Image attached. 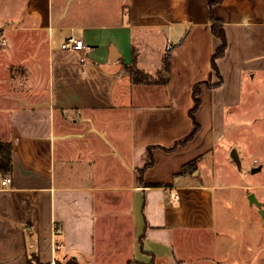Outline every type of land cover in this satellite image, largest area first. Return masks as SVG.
I'll return each instance as SVG.
<instances>
[{"label":"crops","instance_id":"1","mask_svg":"<svg viewBox=\"0 0 264 264\" xmlns=\"http://www.w3.org/2000/svg\"><path fill=\"white\" fill-rule=\"evenodd\" d=\"M0 36V264H264L262 244L202 242L217 191L264 186L217 166L244 75L264 72V0H0Z\"/></svg>","mask_w":264,"mask_h":264},{"label":"rangeland","instance_id":"2","mask_svg":"<svg viewBox=\"0 0 264 264\" xmlns=\"http://www.w3.org/2000/svg\"><path fill=\"white\" fill-rule=\"evenodd\" d=\"M250 73L244 75L242 92L239 91L241 102L231 106L226 115V131L218 141L217 166L220 170L234 173V176L236 171L238 173L241 170L242 175H249L247 179L250 178V182L264 183V170L258 174L251 172L253 166L264 168V72L256 70L253 79ZM235 153L240 157H236ZM227 181L239 182L236 178ZM253 189L258 190V200H262L261 208L264 209V186H251L244 191ZM244 191L240 193V190L233 188L217 191L215 234L203 236L202 242L210 246L218 243L220 247L224 243L231 246L254 242L264 245V214L259 205L242 198ZM246 248L243 252L247 258L257 257L253 249L249 246ZM230 252L238 254L239 250ZM219 254L221 260V248Z\"/></svg>","mask_w":264,"mask_h":264},{"label":"trees","instance_id":"3","mask_svg":"<svg viewBox=\"0 0 264 264\" xmlns=\"http://www.w3.org/2000/svg\"><path fill=\"white\" fill-rule=\"evenodd\" d=\"M221 1L222 0H211V5L213 6L214 4L221 2ZM213 20L214 21H213L212 26H213L214 34L216 36L220 37L222 40V45L218 48L217 53L214 55V61H213V65L219 73L218 66L216 63V59L218 57L224 55L226 48L228 46V40H227V36H226L225 30H224V27H223L221 21L218 20L217 18H215L214 16H213ZM170 59H171V54L169 53V55L167 57V63L168 64L170 62ZM129 72L134 77V79L135 78L136 79H140V78L144 79V77H145V74L141 70H139L135 67H129ZM200 93H201V89H200V85L198 84L194 89L195 106L191 110V116H192V118L196 124V130H197V128H199V123H197V121H196L195 112L199 109V107L201 105ZM196 130L183 142V144L186 143L189 139H191L194 136ZM0 167H3L9 171L12 170V156H11L10 146L7 144H3L1 142H0ZM196 168H197V161L194 160V161H191L184 166V172L193 171ZM32 257L33 258L30 259V261L36 259L35 254ZM32 263H33V261H32Z\"/></svg>","mask_w":264,"mask_h":264},{"label":"built area","instance_id":"4","mask_svg":"<svg viewBox=\"0 0 264 264\" xmlns=\"http://www.w3.org/2000/svg\"><path fill=\"white\" fill-rule=\"evenodd\" d=\"M6 45V39L4 36H0V46ZM62 47L64 49L78 50L86 47V44L82 39H77L74 36L68 37L67 40L63 43ZM12 182V177L7 176L3 180V184H10Z\"/></svg>","mask_w":264,"mask_h":264},{"label":"water","instance_id":"5","mask_svg":"<svg viewBox=\"0 0 264 264\" xmlns=\"http://www.w3.org/2000/svg\"><path fill=\"white\" fill-rule=\"evenodd\" d=\"M248 197L251 203H256L257 205L261 206V202L258 200L255 193H250ZM261 212L263 213V210H261Z\"/></svg>","mask_w":264,"mask_h":264}]
</instances>
